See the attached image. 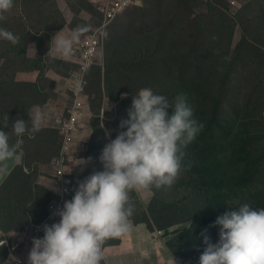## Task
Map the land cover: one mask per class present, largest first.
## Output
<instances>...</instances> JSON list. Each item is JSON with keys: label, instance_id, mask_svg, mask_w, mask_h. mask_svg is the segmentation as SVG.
<instances>
[{"label": "trees", "instance_id": "trees-1", "mask_svg": "<svg viewBox=\"0 0 264 264\" xmlns=\"http://www.w3.org/2000/svg\"><path fill=\"white\" fill-rule=\"evenodd\" d=\"M257 1L245 3L244 8L236 15L232 13L226 1H218L225 5L224 8L216 5L215 12L216 9L220 11L216 17L221 20L222 24L224 23L223 27L229 29L231 39L235 37L239 25L236 18L243 17L246 24H256L263 32L257 35L256 44L252 42L253 36L247 34L237 48H232V50L229 48L225 57L233 59L229 58L218 71L219 88L198 89L193 83V78H190L188 73L182 72L178 79H168L164 83L167 85H164L162 90L153 91L155 94L165 96L171 104H174L177 95L184 94L187 103L194 110V117L204 127L196 139L183 148L182 170L175 183L170 187L152 186L147 189L152 192V201L148 209L141 204L138 191L130 192L134 213L129 220L136 224L146 223L148 230L158 241L160 240L159 231H164L168 227L192 218L194 222L192 227L185 229L164 245L182 264L189 260L193 264H199V257L206 247L202 235L205 229H207L206 234L211 242H218L220 226L214 225L217 216L225 211L238 210L239 206L244 203H248L253 210L264 208V204L261 205L264 203V179L262 178L264 173V108L258 109V102L251 99L243 110H240L237 118L227 121L225 116L231 97L227 84L233 77L232 72L234 73L238 59L246 61L250 57L254 64L255 77L264 78V46H260L264 43V12L261 9L262 3L258 4ZM197 23L200 24V21L197 20ZM212 23L211 20L209 23L205 22L208 29ZM6 26L5 22L0 23V29ZM16 36L19 37V43L15 45L0 38L2 44L0 46V60H2L0 94L3 99V103L0 102V122L8 117L9 126L3 130L10 137V144H15L17 140L11 128L12 123L18 118L24 119L28 128L31 129L32 118L28 115L31 108L33 105L45 104L50 98L49 93L41 88L39 80L22 81L17 78V71L37 72L47 69L49 63L46 61V54L41 49L34 58L29 55L28 37L26 39L25 36L18 34ZM41 39H43L41 36L35 37L40 47ZM159 39L165 40L162 35ZM199 39H201L199 35L195 36L194 43H200ZM251 42L257 47V55L246 53L248 51L246 46ZM17 66L19 67L16 71ZM93 66L89 72L92 71ZM95 69L103 73L101 66ZM113 80L112 77L107 81L108 86ZM108 93L113 99H119V95L113 88L109 90L108 87ZM258 99L264 104V91ZM194 100H200L197 104L200 105L199 107ZM131 102L132 98H127L121 101L113 111L112 108V112L105 111L104 115L101 106L94 107L92 135L84 143L82 152L85 159L91 157L92 160L83 171L77 166L76 172L72 175L76 188L79 181L94 171L103 170L99 160L101 151L105 144L115 139L118 132L122 130L119 124L122 119H128L127 110ZM253 106H255V111L250 112ZM197 109L198 114L196 115ZM168 111L171 114L172 109ZM106 130H111L109 137L105 135ZM36 133L38 138L45 137L47 152L42 157L41 155L33 157V150L38 148V138L35 139L36 136L32 138L25 133L21 138L23 143L19 150L23 153L22 162L0 188V229L8 238V243L0 246V264L10 253L27 261L32 247L26 242V233L30 230L28 227L44 222L52 211V204L59 200L58 195L47 186L39 184L38 179L43 171L53 166V159L60 153L62 137L57 130L48 129ZM49 135L51 136L48 137ZM73 166L75 165L71 163L72 168ZM74 194L75 192L68 194L66 200L72 199ZM55 222H59V219ZM121 241L122 236L109 239L104 246L119 245Z\"/></svg>", "mask_w": 264, "mask_h": 264}, {"label": "clouds", "instance_id": "clouds-1", "mask_svg": "<svg viewBox=\"0 0 264 264\" xmlns=\"http://www.w3.org/2000/svg\"><path fill=\"white\" fill-rule=\"evenodd\" d=\"M13 6L14 0H0V21L6 19L4 13ZM80 33L78 27L70 36L55 34L47 55L68 60ZM0 38L14 45L19 43L18 36L3 29H0ZM89 70V63L81 65L82 73ZM126 96L127 93L122 94V98ZM127 111L128 119H122L119 124L122 130L101 151L99 160L103 170L94 171L79 181L72 199L65 200L63 207L54 213L60 217L59 222L44 224V234L32 238L27 264H101L105 259L104 243L129 231V218L134 213L130 192L152 186L170 187L178 179L183 148L194 141L204 127L194 117L186 96L177 95L171 104L151 88H141ZM28 115L32 118L31 129L24 119L18 118L11 125L17 137L15 144H10V137L3 130L9 126L8 117L0 122V162L15 158L16 163H20L21 138L25 133L34 138L40 130L41 114ZM110 134L111 130H106V137ZM91 160V157L77 159L76 166L83 171ZM214 225L220 226L219 240L212 243L207 229L204 230L206 247L199 264H264V208L253 210L244 203L238 210L217 216ZM158 235H166V232L159 231ZM17 257L10 255V260L19 264Z\"/></svg>", "mask_w": 264, "mask_h": 264}, {"label": "rangeland", "instance_id": "rangeland-1", "mask_svg": "<svg viewBox=\"0 0 264 264\" xmlns=\"http://www.w3.org/2000/svg\"><path fill=\"white\" fill-rule=\"evenodd\" d=\"M68 1L77 16L73 20L72 18H68L71 20L70 23L64 21L61 16L57 0H15L12 9L4 13L6 19L0 21V23L5 22L7 24L3 30L9 31L14 35L25 36L26 39L28 37V50H31L30 52L33 54L29 55L33 58L37 56L35 54L38 48L35 37L48 34L47 29L49 27L61 30L63 25H67L69 29L63 31L68 36H70V31L72 32L79 27L81 29L79 39L73 45L79 52V47L82 44L84 36L89 34L92 28H98L104 24L106 15L105 12H97L92 14V16L88 15L86 12H83L86 11V8L77 5L83 4L81 0ZM218 1L220 0H142L141 6L130 5L99 32L100 47L96 64H94L92 71L87 72L85 86L83 82L81 85L76 83L77 88L81 90L80 101L82 100L81 102L84 106L87 105V109L86 113L84 112L82 116L81 129L78 131L77 136H75L76 146L75 153L73 152L74 155H72V161L77 160L75 155L80 153L79 150L82 148L86 137V135H82L83 128L85 127L84 121L88 119L90 124L91 120L93 128L94 107L101 106L103 115L105 111L112 112L120 105L121 101L137 95L139 89L151 88L153 91L157 89L162 90L164 85H167L164 83L168 79H178V76L182 72L188 73L190 78H193V83L198 89L209 88L210 90L220 87L217 78L218 71L229 58L233 59L232 57H225L229 48L231 50L232 48H237L247 34L253 36L252 42L256 44L257 35L263 32L261 28L259 30V26L256 24H246L243 17L236 18L239 25L235 37L231 39L230 33H228L229 29L223 27L224 23L222 24L221 20L216 17L217 13L220 12L218 9L215 12L216 5L222 8L225 7L224 4ZM223 1H226L228 5L230 4L228 0ZM242 1L247 3L253 0ZM257 3H262L261 9L264 12V0H258ZM81 15L91 16L92 21L87 23L82 22ZM197 20L200 21V24L197 23ZM209 20L213 23L208 29L205 22L209 23ZM160 35L165 40L159 39ZM197 35L201 37L198 44L194 43L195 36ZM50 40H52V37L49 40L41 39V47L38 45L39 50L41 49L44 52L45 50H49L46 47L50 44ZM252 42L246 46L248 49L246 53L257 55V47ZM261 45L264 46V43ZM0 46H2L1 43ZM69 60H58L46 54V61L49 63V66L64 75H68L72 69L77 67L75 63ZM1 63L2 60H0V65ZM97 66L102 67L103 73L96 71L95 67ZM18 67H16V71ZM48 69L49 67L37 72L31 71L32 73L29 76L26 72L30 71L20 70L17 71V78L22 79V81L39 80L41 88L47 90L50 95H53L55 83L47 76ZM253 70L254 64L250 57L246 61L243 59L237 60L234 73L232 72L233 77L227 84L228 93L231 95L226 107L228 111L225 112L227 121L237 118L240 110L242 111L246 103L250 102L251 99L258 102V109L264 108V104L258 99L261 92L264 91V78L257 79ZM112 77L114 78V83L112 81L108 86L107 81L112 79ZM73 79L76 80V77H73ZM78 79L79 77L77 78V82ZM108 87L109 90L113 88L115 93L119 95L118 100L108 95ZM69 90L72 92L73 97V90ZM124 93H127V96L122 98V94ZM1 99L2 94H0ZM0 102L3 103V99ZM199 102L200 100H194L196 105ZM72 103L73 99L70 106ZM199 106L197 105V107ZM250 110V112H254L255 106L251 107ZM44 135L46 136V133ZM35 136V139H37L38 134L36 133ZM38 142L37 147L39 149L35 148L33 150V157L40 155L42 157L47 152V147L44 145L45 137L38 138ZM48 153L50 154V152ZM76 168V165L70 168L72 175L76 172ZM262 178L264 179V173ZM48 182L50 183L48 189L55 192L59 198L60 188L57 181L54 182V178L50 176ZM138 195L141 204L148 209L152 201V192L140 190L138 191ZM263 204L261 203V205ZM193 223L192 218H188V220L181 221L164 230L166 232L165 236H158L160 239H173L185 229L192 227ZM140 224L146 225L147 229H149L146 223H138V225ZM32 227L33 225L29 226L28 229ZM31 233H33V228L26 233V242L30 245L32 244L30 242ZM187 263L193 264L191 260ZM101 264H105L104 260L101 261Z\"/></svg>", "mask_w": 264, "mask_h": 264}, {"label": "crops", "instance_id": "crops-1", "mask_svg": "<svg viewBox=\"0 0 264 264\" xmlns=\"http://www.w3.org/2000/svg\"><path fill=\"white\" fill-rule=\"evenodd\" d=\"M81 1L83 2V4L81 5L77 4V5L86 8V11L83 12H86L88 15L91 16L92 14H95L97 12L103 13V9L106 6H108L109 3L111 2V0H81ZM140 3H143L142 0H136L133 4L141 6L142 4ZM57 5L60 10L61 16L63 17L64 21H66L67 23L71 22V20L68 18H72L73 20L75 17H77L76 13L71 8L72 6L68 0H57ZM88 15H81L83 19L82 22L87 23L92 21L91 16ZM66 29H69L67 25H63L61 30L54 29V27H49L47 29L48 35L46 34L45 36H41V38L43 37V39L49 40L51 37L53 38L55 34L60 36H68V34L65 31H63ZM71 33L72 32L70 31V35ZM87 36L88 34L84 36V39ZM37 47H38L37 53L35 55H38L40 51L38 44ZM74 47L72 50V55L69 58L70 59L69 61L75 63L79 69V63L75 61L79 52ZM46 48L48 49L49 45ZM30 51L31 50H29V53L31 54ZM48 51L49 50H45V52L44 51L43 52L47 54ZM76 68L72 69L70 71L71 73H69L68 75H64L60 71L56 70L53 67L51 68L49 66V69L47 70L46 74L47 76H49L50 80L55 83L53 95L49 94L50 98L45 104L33 105V107L30 110V113L41 114L42 118L39 122V127H40L39 131L48 130V129L55 130L53 128L54 118L61 116V114H65L66 111H68L70 107V103L73 99L72 92H70L69 89L72 90L76 86V82L78 78L79 70ZM30 73L32 72L31 71L26 72L28 76ZM73 77H76V80L73 79ZM84 124L85 127L83 128L82 135H86V137L82 144V148H84L85 146L84 143L88 141L92 135L91 120L89 124L88 119H86L84 121ZM50 136L51 135H49L48 137ZM75 146H76V141H75ZM82 148L79 150L80 153H78V155H75L77 159L84 158L82 153L83 152ZM74 153H75V149H74ZM21 162H22L21 158H20V163H16L15 158L0 162V188L6 182V180L11 175V173L16 169V167L21 164ZM72 163L76 165L77 160L73 161ZM54 172L55 170L53 166L50 167V169L43 171V173L40 174L39 176L38 183L41 185H46L48 187L50 184L48 181L50 179V176L53 177ZM129 226H130L129 231L126 234L122 235V241L119 245L103 246L105 264H175V261L176 264H182L175 258L174 255H172L169 249L164 246L165 243L168 240H170V238L160 239L156 241L152 236V233L147 229L146 225L144 224L138 225L133 221L129 220ZM33 234L34 231L33 233H31L32 237L30 242L32 241ZM159 236H165V235H159ZM4 241L8 243V238L6 234L0 229V246L1 243ZM10 255L13 257H17L14 253H10ZM10 255L4 260V262L8 261L9 264V261H12L10 260ZM4 262L2 264H4Z\"/></svg>", "mask_w": 264, "mask_h": 264}, {"label": "built area", "instance_id": "built-area-1", "mask_svg": "<svg viewBox=\"0 0 264 264\" xmlns=\"http://www.w3.org/2000/svg\"><path fill=\"white\" fill-rule=\"evenodd\" d=\"M207 1V0H206ZM229 7L233 14H238L245 6L242 0H228ZM134 0H111L108 6L103 9L106 15V21L98 28H92L88 36L83 39L80 44L79 54L76 57V62L79 63L78 71V83L84 85L87 73H82L81 65L83 63H89L90 68L96 64V60L99 54L100 47V34L99 32L111 21H113L120 13H122ZM73 103L69 107L67 113L61 114L54 119L53 128L57 130L62 137L60 153L52 161L53 168L55 170L53 174L54 182L57 181L59 185V200L52 204V211L47 219L39 224L33 225L34 235L33 238H40L43 232V225H51L60 217L54 215V213L63 207L66 196L72 192H75L76 185L72 180V174L70 171L71 163L73 162L72 155L75 149V136L82 126V116L86 113L87 105L82 104L80 101V88L75 86L73 89ZM86 103V101L84 100ZM5 241L1 243L3 245ZM33 246V245H32ZM9 264H17L16 260L9 261ZM19 264H27V261H23L19 258Z\"/></svg>", "mask_w": 264, "mask_h": 264}]
</instances>
